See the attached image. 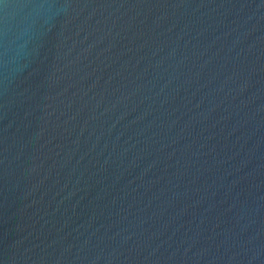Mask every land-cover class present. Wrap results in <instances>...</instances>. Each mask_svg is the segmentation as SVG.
<instances>
[{"label": "water", "instance_id": "water-1", "mask_svg": "<svg viewBox=\"0 0 264 264\" xmlns=\"http://www.w3.org/2000/svg\"><path fill=\"white\" fill-rule=\"evenodd\" d=\"M0 264H264V0H0Z\"/></svg>", "mask_w": 264, "mask_h": 264}]
</instances>
